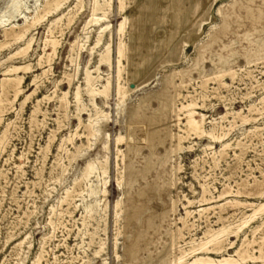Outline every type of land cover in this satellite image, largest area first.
I'll use <instances>...</instances> for the list:
<instances>
[{"label": "rangeland", "instance_id": "1", "mask_svg": "<svg viewBox=\"0 0 264 264\" xmlns=\"http://www.w3.org/2000/svg\"><path fill=\"white\" fill-rule=\"evenodd\" d=\"M76 1L62 0L57 10L40 23L32 24L22 41L7 36L3 26L20 25L24 15L32 17L36 11V14H44L39 8H43L45 0H22L20 8L16 7L13 12L15 16L0 25V44L6 43L0 48V98L6 69L12 65H31L29 70L19 73L24 75L23 92L14 100V83L9 84L5 91L6 101L0 104V264H33L42 249L44 258L39 264H157L165 254L169 255L170 261L163 264H208L205 260L200 261L201 256H212L215 264H223L221 259L231 255L237 259L231 264H263L256 257L260 248H264V238L249 247L253 253L251 257H239L235 251L249 227L236 234L232 225L241 223L244 215L253 214L264 205V194H256L255 190H259L264 182V110L251 116L248 113V107L258 104L264 95V0H125L124 10H120L118 0H108L110 6L105 19L100 25L91 24L89 28L85 24L91 16L93 0H82L75 7ZM10 2L0 0V18L8 14ZM69 12L75 18L67 26ZM60 15L65 17L58 26L64 29L61 32L58 27L54 32L59 42L55 55L49 64L39 65L44 42L51 37L48 26ZM125 17L128 23L124 40L129 49L128 58L122 60L125 72L121 81L129 88L130 84L125 81L148 80L128 91L124 101L119 103L122 98L115 89L119 42L116 27ZM141 20L143 35L140 37L143 39H135L132 43L129 33L136 38ZM106 24L109 27L104 32L103 43L97 46V34ZM245 33H252L249 39L244 38ZM30 37L33 40L27 53L11 57ZM110 39L113 48L111 67L101 61L103 44ZM233 39H240L239 43H233ZM75 40L78 42L72 50ZM229 54L237 57L232 63L236 77L233 79L227 74L214 77V80L209 78L214 76L210 57L217 59ZM69 56L75 58L74 62ZM246 57L250 58V63ZM198 64L204 65L206 75L198 76L196 68L202 66ZM49 65L51 68L44 72ZM87 66L97 77L94 81L96 89H103L106 80L111 79L108 97L102 94L95 97L99 108L108 115L95 120L93 136L85 128L89 113H96L85 82ZM96 67H99L98 71ZM181 70L187 72L179 74ZM166 77L168 84L164 82ZM78 86L83 101L80 106L85 107L80 113L74 93ZM34 90L36 92L32 94ZM63 92H68L65 100ZM163 93L175 99V111H165L159 118L152 110L160 103L158 94ZM147 94L144 113L139 111L132 116V112L140 107V98ZM191 101L195 104L192 108L194 116L197 119L206 117L203 118L207 129L219 122V134L215 138L193 135L185 140L186 147L169 153L171 140L168 133L171 130L182 132L180 127H184L189 111L187 105ZM227 111H241L250 117L243 123L236 118V126L228 134L233 115L221 118ZM78 115L82 116L84 124L80 123ZM158 123L168 124L169 129ZM6 129L8 132L4 134ZM120 134L124 138L118 143L116 137ZM231 140L232 148H224L227 154L219 155L218 149ZM128 145L133 146L129 152ZM149 155L155 162L150 166L145 161ZM89 161H94L97 169L102 165L107 167L105 177L93 181L92 187L99 188L98 195L83 198L76 197L75 192L74 199L61 202L67 189L74 186L78 192L85 187L84 182L79 184L81 186L74 182L81 178ZM179 165L182 166L177 174L179 178L174 180L172 173ZM121 176L124 183L137 180L129 196L123 193L127 185L118 184ZM202 189L207 191L205 197L212 200L200 202L204 195ZM225 190H231V193L223 194ZM188 198L193 201L191 204ZM118 199H121L120 208L115 205ZM235 199L241 204H250L238 206ZM95 200L100 204L89 216L84 207ZM184 204L192 214H186ZM234 204L236 206L232 207ZM204 207L208 210H203ZM249 223L254 227L260 219L256 217ZM228 228L232 231L222 232ZM208 229L214 231L216 237L224 238L221 246L206 247L200 243L206 241ZM167 230H172L173 235L169 236ZM176 231L179 233L177 241ZM260 236L264 237V229L256 233L258 240ZM194 238L199 242L196 247L191 244ZM181 249L191 255L178 261Z\"/></svg>", "mask_w": 264, "mask_h": 264}, {"label": "bare ground", "instance_id": "2", "mask_svg": "<svg viewBox=\"0 0 264 264\" xmlns=\"http://www.w3.org/2000/svg\"><path fill=\"white\" fill-rule=\"evenodd\" d=\"M78 1V2H77ZM76 2V5H75V7L76 6H78V5H80L81 4V2H82V0H77ZM85 1V0H84ZM112 1V0H111ZM125 0H118V2H119V8H120V10H124V6H125V2H124ZM178 1V0H177ZM22 2V0H11V7L7 10V12H8V14L6 15H2V17L0 18V25H2L5 21H8L10 18H13L15 15L13 14V12H15L16 11V7H17V9H19L20 7H19V4ZM212 2H215L214 0H212ZM211 2V3H212ZM63 3H65V1L63 2ZM62 5V0H45V3H44V5H43V8H39V10L41 9H43V11H44V14H36L37 13V11H36V13H34L35 15L34 16H32V17H29V16H27V15H24L22 18H23V22H22V24H20V25H17V24H11L10 26H3V30L5 31V33H6V35L8 36V35H12L14 38H15V40L16 41H22V40H24L25 39V37H27V34H28V32H29V30L31 29V26H33L32 24H36V23H40V21L45 17V16H47V15H49V14H51V12L52 11H54V10H57L60 6ZM109 6H110V3H109V1L108 0H93V8H92V13H91V16H90V18L87 20V22H86V24H85V27L86 28H89V26L91 25V24H94V25H100V23H101V21H103L104 19H105V16H106V13H107V11H108V9H109ZM211 6H213V5H211ZM208 8H210V5H209V7ZM38 9V8H37ZM10 10H12V11H10ZM40 12V11H39ZM205 12V11H204ZM219 13V12H218ZM77 15V14H76ZM203 15V14H202ZM64 15H60V16H58L56 19H55V21L54 22H52L49 26H48V31H49V33L51 34V37H49V38H47L46 39V41L44 42L45 44H44V48H43V54H41L40 56H39V65H43V63H50L51 62V60H52V58H53V56L55 55V52H56V50H57V47H58V44H59V42H58V40H57V37H56V35L54 34V32L55 31H57L56 30V28H60V31L61 32H63V29H64V27L62 28V26L60 25V26H58V23L59 22H61L60 20L62 19V17H63ZM65 17V16H64ZM74 18H75V16L74 15H71V13L69 12L68 13V17H67V22H66V25L67 26H69V25H71V23L73 22V20H74ZM11 21V20H10ZM43 21V20H42ZM141 22H142V20H141ZM9 23V22H8ZM127 17H125L123 20H121L118 24H117V27H116V31H117V34H118V37H119V42H118V46H117V49H116V60H115V66H116V72H117V84H116V92H117V95L120 97V98H122V99H119V103H122L124 100V98H125V96H126V94H127V92L128 91H130V90H133V88L135 87V86H138V85H140L141 83H144L145 81H147L148 80V78H146V79H144V80H142V81H140V82H137V81H132V80H129V81H125L126 83L128 82L129 84H130V87L129 88H127L128 87V84H127V87H125V84L121 81V77H122V74H123V71H124V69H125V66L123 65V58L124 57H126V58H128L127 56H128V46H127V44H126V42H125V40H124V35H125V29H126V27H127ZM195 23V22H194ZM6 25V24H5ZM109 27V24H106V25H104V26H101L100 27V30H99V34H97L98 35V37H97V41H96V45L98 46V45H101L103 42H102V38H103V35H104V32H105V30L107 29ZM191 27H193V25L191 26ZM15 28H18L19 30L17 31V30H15ZM85 29V28H84ZM193 30V29H192ZM260 30V29H259ZM263 31H264V28L262 29ZM85 32V31H84ZM127 32V31H126ZM57 33V32H56ZM252 34V33H251ZM250 33H245L244 34V38L245 39H249V36L251 35ZM5 36V35H4ZM129 40L133 43L134 42V40H135V38H134V36H133V34L132 33H129ZM88 37V36H87ZM263 37V36H262ZM79 38V37H78ZM261 38V37H260ZM181 39V38H180ZM179 39V40H180ZM32 40H33V38L32 37H30L27 41H26V43H25V46H22L21 47V49H19L17 52H15V53H13V54H11V57H13L14 55H17V54H19V53H24V54H26L27 53V51L29 50V48H30V45L32 44ZM178 40V41H179ZM239 40L240 39H233V43H239ZM261 40V39H260ZM111 39L109 40V41H107L106 43H104L103 44V51L101 52V61H105L108 65H109V67H111L112 66V63H113V60H112V54H113V48H112V45H111ZM183 41V40H182ZM232 41V40H231ZM78 42V40H75L74 42H73V44H72V50L74 49V46L76 45V43ZM132 43H130V44H132ZM82 44V43H81ZM95 44V43H94ZM95 45V46H96ZM226 45H228V44H226ZM234 45V44H233ZM4 46H6V43H3V44H0V48H2V47H4ZM230 46V45H229ZM260 46V45H259ZM264 46V45H263ZM262 46V47H263ZM176 47V46H175ZM178 47V46H177ZM139 48V46H137V48H136V51H137V49ZM172 48V47H171ZM224 48V47H223ZM225 48H227V47H225ZM252 48V47H251ZM71 49V48H70ZM209 49V48H208ZM258 49V48H257ZM259 50V49H258ZM263 50V49H262ZM251 51H252V49H251ZM229 52H231V51H229ZM235 52V51H234ZM71 53V52H70ZM252 53V52H251ZM172 54V53H171ZM72 55V54H71ZM215 55V54H214ZM219 55V54H218ZM220 55H222V54H220ZM250 55V54H249ZM100 56V55H99ZM245 56V55H244ZM253 56V55H252ZM165 57V56H164ZM69 58H70V60H71V62H74V60H75V58L73 57V56H69ZM236 56H234V55H230L229 54V56H225V55H223V56H221V57H218L217 59H216V57H214V56H211L210 57V60H211V62H212V65H213V69H212V71H213V73H214V76H212V77H209V78H213V80H214V77H223L224 75H229V77H231V78H235L236 77V75H237V72L235 71V70H233L232 69V63L234 62L233 60H236ZM247 58V60L249 61V63L251 62V60H250V58L249 57H246ZM252 58V57H251ZM125 59V58H124ZM9 60V59H8ZM259 60V59H258ZM99 61V60H98ZM104 63V62H103ZM263 64V63H262ZM127 65V64H126ZM198 65H200V64H198ZM202 65V64H201ZM200 65V66H201ZM31 68V65L30 64H24V65H12L11 67H9V68H7L6 69V74H5V77L3 78V80H2V94H1V98H0V104H3V102H4V100H5V91L7 90V87L9 86V84H12V83H14V87H15V90H14V92H15V98H14V100H16L17 98H18V96H19V94L20 93H22L23 92V88H22V82H23V79H24V75H22V74H19L20 73V71L21 70H24V72L25 71H27V70H29ZM51 68V66L49 65L48 66V69H44L43 71L44 72H46V71H48L49 69ZM195 68V67H194ZM197 69V71H198V76L199 77H202V76H204V75H206V73H204L205 71H204V65H202L201 67H197L196 68ZM86 75H87V78H86V81L85 82H87V85H88V92H89V95H91L92 96V100L90 101L91 103H92V106L94 107V109H95V111H96V113L95 114H93V113H89V118H88V120H87V123H85V128H87L88 129V132H89V135H92L95 131H96V129H95V123H96V119L97 118H99V116H101V115H104V116H106L107 117V115H108V113L107 112H104L103 110H101L100 108H99V106L97 105V103H96V101H95V97H96V95L97 94H102L104 97H108V94H109V91H110V88H111V79L110 78H108L106 81V84L104 85V87H103V89H100V88H98V89H96V87H94L95 85H94V81H95V79L97 80V77H96V75L94 76L93 75V73L92 72H94L93 70H91L88 66L86 67ZM95 70H99V67H96L95 68ZM136 70V69H135ZM135 70L133 71V72H135ZM125 72V71H124ZM187 71H183V70H181V71H179V74H185ZM248 72V71H247ZM246 72V73H247ZM149 73H150V71H149ZM13 74H16V75H13ZM178 74V75H179ZM167 75H169V74H167ZM244 75V74H243ZM250 75V74H249ZM68 76V75H67ZM99 76V75H98ZM183 76V75H182ZM69 77V76H68ZM72 77V76H71ZM149 77V76H148ZM172 77V76H171ZM251 77H253V75L251 76ZM242 78V77H241ZM240 78V79H241ZM246 78H247V76H246ZM72 79V78H71ZM71 79H69V80H71ZM99 79V78H98ZM255 79V78H254ZM207 80H208V78H207ZM220 80H222V79H220ZM256 80V79H255ZM217 81H218V79H217ZM164 82L165 83H167L168 84V77H166L165 79H164ZM170 82H172V80H170ZM182 82V81H181ZM202 82H204V81H202ZM219 82H221V81H219ZM132 84V85H131ZM174 84V83H173ZM262 84V83H261ZM78 85V84H77ZM178 85V84H177ZM180 85H181V83H180ZM183 86V85H182ZM261 86H263V85H261ZM10 87V86H9ZM86 87V86H85ZM187 87V86H186ZM182 90V89H181ZM169 91V90H168ZM36 91L34 90L33 92H32V94L33 93H35ZM175 92V91H174ZM64 93V97H63V100H65L66 98H67V94H68V92H63ZM75 93V99H76V101H77V103L79 104V113L81 112V111H83L84 109H85V107L84 106H80L82 103H83V101H82V93H81V87L80 86H78L77 87V90H76V92H74ZM87 93V92H86ZM203 93V92H202ZM11 94V93H10ZM88 94V93H87ZM170 94V93H169ZM168 95V94H167ZM171 95V94H170ZM209 95V94H208ZM27 96V95H26ZM147 96H148V94L147 95H145V96H142L141 98H140V109L138 108L136 111H133L132 112V116H135L136 115V113H139V111H141V112H143L144 113V105H145V103H146V98H147ZM154 96V95H153ZM176 96V95H175ZM174 96V97H175ZM158 99H159V101H160V103H159V105L156 107V108H154L153 110H152V112L154 113V114H157L158 115V117L160 118L163 114V112H165V111H169V112H174L175 111V99L173 98V97H170V96H164V93H163V95H161V94H158ZM188 97V96H187ZM192 97V96H191ZM10 99V98H9ZM259 100H260V102H258V104H251L249 107H248V110H249V115L251 116V115H253V114H256V113H258V112H260V111H262L263 112V110H264V95L261 97V99L259 98ZM6 101V100H5ZM13 103V102H12ZM25 103V102H24ZM42 103V102H41ZM62 104H64V103H62ZM136 105V104H135ZM184 105V104H183ZM195 104L191 101V103L190 104H188L187 105V108L189 109V111L187 112V115H186V121L184 122V127H180V129H181V131L182 132H173L172 130L168 133V136H169V138H170V140H171V145H170V149L168 150V152L169 153H173L175 150H182L184 147H186L185 146V144H184V142H185V140L186 139H188V138H190L191 136H193V135H195V136H197V137H202V136H209V137H211V138H215L216 136H218V134H219V127H218V124H219V122H215V123H213V127L211 128V129H207L206 128V126H205V121H204V118H206V117H204V116H202V118H199V119H197L194 115H195V113H194V110L192 109L193 108V106H194ZM258 105V106H257ZM24 106V105H23ZM40 106V105H39ZM197 106V105H196ZM200 106V105H199ZM36 107V106H35ZM66 107V106H65ZM77 107V106H76ZM198 107V106H197ZM134 108V107H133ZM148 108V107H147ZM195 108V107H194ZM40 109V108H39ZM176 109H178V107L176 108ZM37 110V109H36ZM41 110V109H40ZM133 110V109H132ZM187 110V109H186ZM196 110V109H195ZM67 111V110H66ZM38 112V111H37ZM58 112V111H57ZM77 112V111H76ZM181 112V111H180ZM45 113V112H44ZM66 113V112H65ZM65 113H63V114H65ZM78 113V112H77ZM76 113V114H77ZM261 113V112H260ZM264 113V112H263ZM38 114V113H37ZM41 114V113H40ZM62 114V115H63ZM196 114H198V113H196ZM202 114V113H201ZM229 114H232L233 115V121L231 122V130L228 132V134H230L231 133V131H232V128L234 127V125H235V119L236 118H240V121L243 123L244 121H246V120H248L249 119V115L248 114H242L241 113V111H237V112H229V111H227L225 114H223L222 115V117L221 118H223V119H225V118H227L228 117V115ZM259 114V113H258ZM36 115V114H35ZM61 115V116H62ZM67 115V114H66ZM145 115V114H144ZM151 115V114H150ZM203 115V114H202ZM79 116V120H80V123L82 124L83 123V119H82V116L81 115H78ZM77 116V117H78ZM141 116V115H140ZM178 116V115H177ZM180 116V115H179ZM1 117V116H0ZM204 117V118H203ZM59 118V117H58ZM162 118V117H161ZM181 118V117H180ZM155 119V118H154ZM177 119V118H176ZM179 119V118H178ZM156 120V119H155ZM237 121V120H236ZM253 121V120H252ZM32 122V121H31ZM157 122V121H156ZM250 122V121H249ZM179 123V122H178ZM10 123H8L7 124V126L9 125ZM84 124V123H83ZM212 124V123H211ZM162 126V128H164V127H168V124H164V123H162V124H160V123H158V126ZM222 125V124H221ZM157 126V127H158ZM178 126V125H177ZM236 126V125H235ZM61 127V126H60ZM157 127H155L154 129L155 130H157ZM221 127H223V125L221 126ZM258 127V126H257ZM34 128V127H33ZM259 128V127H258ZM161 129V128H160ZM168 129H169V127H168ZM224 129V128H223ZM129 130V129H128ZM251 130V129H250ZM6 131H7V129L4 131V134L6 133ZM166 131V130H165ZM249 131V130H248ZM8 132V131H7ZM96 133V132H95ZM154 133V132H153ZM221 134H222V132H221ZM128 135V134H127ZM166 135H167V133H166ZM256 135V134H255ZM71 136V135H70ZM93 136V135H92ZM221 136V135H220ZM223 136H225V135H223ZM123 136L120 134V135H117V137H116V139H117V142L119 143V142H121L122 140H123ZM153 138V137H152ZM210 138V139H211ZM72 139V137L70 138V140ZM88 139V138H87ZM168 139V138H167ZM174 140V141H173ZM217 140V139H216ZM224 140V139H223ZM165 141V140H164ZM214 141V140H213ZM228 141V140H227ZM91 142V141H90ZM124 142V141H123ZM174 142V143H173ZM192 142V141H191ZM215 142V141H214ZM232 140L229 142V144L227 143L221 150H219L218 149V154L219 155H225V154H227V149L226 148H228L229 149V147H231L232 148ZM238 143H239V141H237V145H238ZM89 145V144H88ZM242 145H243V143H242ZM241 145V146H242ZM60 146V145H59ZM80 146H81V144H80ZM133 147V146H132ZM131 145H128V152L131 150ZM153 147V146H152ZM189 147H192V146H189ZM238 147V146H237ZM240 147V146H239ZM243 147V146H242ZM242 147H241V149H242ZM244 147H245V145H244ZM82 148V147H81ZM154 148V147H153ZM226 150H225V149ZM118 149V148H117ZM120 149V148H119ZM77 150V149H76ZM78 150H80V149H78ZM133 150H134V148H133ZM138 150H140V149H138ZM244 149H242V151H243ZM70 151V150H69ZM120 151H121V149H120ZM152 151V150H151ZM154 151V150H153ZM151 153V152H150ZM76 154H78V153H76ZM118 154H119V151H118ZM121 154H122V152H121ZM68 155V154H67ZM215 155V154H214ZM74 156V155H73ZM170 157H171V155H169ZM128 158H129V156H127ZM156 157V156H155ZM168 157V156H167ZM217 157V156H216ZM160 158V157H159ZM123 159V158H122ZM224 159V158H223ZM129 160V159H128ZM98 161V160H97ZM100 161V160H99ZM145 161H146V163L148 164V166H150L152 163H155L154 161H153V159H152V156L151 155H149V156H146L145 157ZM167 161V160H166ZM165 161V162H166ZM101 162V161H100ZM105 162V161H104ZM133 162V161H132ZM163 163V162H162ZM131 164V163H130ZM134 164V163H133ZM96 163L94 162V161H89V162H87L86 163V166H85V169H84V171H83V173H82V175H81V178L79 179V180H76L75 182H74V184L75 185H79L81 182H84V185H85V187L84 188H81V190L80 191H76L75 190V188H74V186H73V188L72 189H67L66 190V192H65V195H64V197H63V199L61 200V202H64V201H68L69 199H74V195H73V193L75 194V192H76V194H75V196L77 197V196H82L83 198H85V195H87V196H89V198H91V197H95V196H97L98 195V193H99V188H93L92 187V185H93V181H94V178H96V179H102L103 177H105V175H106V173H107V167L105 166V165H102L101 166V169H97L96 168ZM129 165V164H128ZM173 165V164H172ZM134 166V165H133ZM127 164H126V167H125V171H126V169H127ZM133 168V167H132ZM182 168V166L181 165H179L178 167H174V170H173V173H172V177H173V179L174 180H177L179 177H177V174H178V171H180V169ZM130 169V168H129ZM135 171V170H134ZM172 171V170H171ZM262 171V170H261ZM2 172V171H1ZM124 172V171H123ZM127 172V171H126ZM132 172V171H131ZM130 172V173H131ZM231 172V171H230ZM263 172V171H262ZM119 173H120V175H122V172L121 171H119ZM2 174V173H1ZM103 176H102V175ZM138 174V173H137ZM142 174H144V172L142 171ZM139 175V174H138ZM262 175H264V174H262ZM135 176V175H134ZM230 176V175H229ZM256 177V176H255ZM263 177V176H262ZM138 178V177H137ZM252 178V177H251ZM136 179V178H135ZM264 179V178H263ZM130 180V179H129ZM244 180H246V179H244ZM262 180V179H261ZM249 181V180H248ZM253 181H255V180H253ZM260 181V180H259ZM104 182H106L105 180H104ZM175 182V181H174ZM177 182V181H176ZM208 182V181H207ZM256 182H258V178H257V181ZM262 182H263V180H262ZM137 183V180H131V182H127V181H125V183L123 182V177L121 176V178H118V184H119V186H122L123 184H126L127 185V188L124 190V194H125V196H129V194H130V192H131V189H132V187L135 185ZM203 183V182H202ZM246 183V182H245ZM261 183V182H260ZM259 183V184H260ZM239 184V183H238ZM241 184L243 185L244 183H242L241 182ZM126 185L124 186V187H126ZM206 185V184H205ZM252 185V184H251ZM79 186H81V185H79ZM230 186V185H229ZM244 186V185H243ZM248 186H249V184H248ZM256 186H257V184H256ZM255 186V187H256ZM259 186V185H258ZM254 187V186H253ZM254 187V188H255ZM79 188V187H78ZM254 188H253V192H254ZM257 188H259V187H257ZM208 189V188H207ZM248 189V188H247ZM203 190V189H202ZM249 190V189H248ZM252 190V189H251ZM256 190V194H264V182L263 183H261V188L258 190V189H255ZM257 190H258V192H257ZM204 192V195L201 197V200H200V202H202V201H208V200H212L211 198H207V197H205V194H206V189H204L203 190ZM212 192V191H211ZM232 192H234L233 190H232ZM223 194L224 193H231V190H225V191H223L222 192ZM236 193H237V191H236ZM235 194V193H234ZM234 194H233V196H234ZM244 194H245V192H244ZM253 194H255V192L253 193ZM255 194V195H256ZM201 196V195H200ZM226 196V195H225ZM260 196V195H259ZM230 197V196H229ZM226 198V197H225ZM234 199V198H233ZM195 200V199H194ZM216 200V199H215ZM224 200V199H223ZM236 200V203H237V205L239 204V205H243V206H245V204H241L240 202V200H237V199H235ZM187 201H188V203L189 204H191L193 201L191 200V199H187ZM199 201V200H198ZM195 202V201H194ZM210 202V201H209ZM227 202H229V201H227ZM232 202V201H231ZM244 202V201H243ZM68 203V202H67ZM203 203V202H202ZM207 203V202H206ZM226 203V202H225ZM230 203V202H229ZM233 203V202H232ZM100 204V201H98V200H95V202H90L88 205H86V207H84L85 209H86V212H87V214L89 215V216H91V214H92V212L93 211H95V206H97V205H99ZM187 204V203H186ZM247 204H250L249 202L247 203ZM247 204H246V206H247ZM259 204H261V203H259ZM115 205H116V208H120V205H121V199H118L117 201H116V203H115ZM221 205V204H220ZM219 205V206H220ZM223 205V204H222ZM238 205V206H239ZM254 205V204H253ZM257 205V204H256ZM71 206H72V204H71ZM76 206H77V204H76ZM232 206V205H231ZM236 206V204H234L232 207H235ZM242 206V207H243ZM249 206V205H248ZM99 207V206H98ZM184 207H185V211H186V214L188 215L189 213H190V210L187 208V205H185L184 204ZM217 207V206H216ZM220 207H222V206H220ZM257 207V206H256ZM77 208H78V206H77ZM210 208H212V207H210ZM223 208H227V207H223ZM229 208V207H228ZM239 208V207H238ZM62 209V208H61ZM201 209V208H200ZM203 210H208V207L206 208V207H204V208H202ZM236 209V208H235ZM202 210V211H203ZM223 210V209H222ZM70 211V210H69ZM173 211V210H172ZM165 212V211H164ZM168 212V211H167ZM225 213V212H224ZM263 213H264V205H261V206H259L258 207V209L255 211V213H253V214H246V215H244V219H243V221L241 222V223H237V224H235L234 225V227H233V225H232V228H234V229H232L233 230V232L234 233H236V234H239L242 230H243V228H245V227H249L248 229H249V232H247V234L245 235V237H244V239H243V241H242V243H241V245H240V247L235 251V252H237V256H239V257H245V256H247V257H251L250 255L251 254H253V253H251L250 251H249V247L250 246H252V245H254V244H258L260 241H261V239H263L264 237L262 236H260V239L258 240L257 239V237H256V233L259 231V230H262V229H264V218L262 219V217H263ZM27 214V213H26ZM66 214V213H65ZM98 214V213H97ZM117 214V213H116ZM167 214V213H166ZM190 214H192V212L190 213ZM232 214V213H231ZM230 215V214H229ZM82 216V215H81ZM189 216H191V215H189ZM203 216V215H202ZM51 217V216H50ZM256 217H258L259 219H260V223L259 224H257V225H255L254 227H250V223H249V221H252L253 219H255ZM86 218V217H85ZM166 218V217H165ZM73 219V218H72ZM101 219H103V218H101ZM180 220H184V218H182V217H180ZM94 221V220H93ZM186 221V220H185ZM226 221V220H225ZM224 221V222H225ZM192 222V221H191ZM184 223H186V222H184ZM90 224V223H89ZM188 224H190V223H188ZM197 224V223H196ZM91 225V224H90ZM209 225V224H208ZM228 225V224H227ZM206 226V225H205ZM96 227V226H95ZM99 227V226H98ZM88 228V227H87ZM168 228V227H167ZM223 228H225V227H223ZM89 229V228H88ZM88 229H86V231L88 230ZM96 229V228H95ZM185 229V228H184ZM190 229V228H189ZM182 230V229H181ZM215 230V229H214ZM221 230V229H220ZM230 230H231V228L229 229H223L222 230V232H230ZM231 230V231H232ZM244 231V230H243ZM232 232V234H234ZM245 232V231H244ZM180 233H181V231H180ZM219 233V232H218ZM217 233V234H218ZM167 234L169 235V236H172L173 235V231L172 230H167ZM243 234V233H242ZM245 234V233H244ZM92 235H93V233H92ZM142 235V234H141ZM221 235H223V234H221ZM231 235V234H230ZM175 238H176V241H177V239L179 238V233L176 231L175 232ZM206 236H207V239H206V241H204V242H200V243H204V246H206V247H209V246H211V245H215V246H217V245H220L221 243H222V241H224L223 239L224 238H221V237H216L215 235H214V231H212V230H210V229H208V232H206ZM220 236V235H219ZM227 236V235H226ZM83 237H84V235H83ZM90 237V236H89ZM196 237V236H195ZM204 237V236H203ZM139 238V237H138ZM185 238V237H184ZM183 238V239H184ZM198 238V237H197ZM137 239V238H136ZM202 239V238H201ZM237 239V238H236ZM91 240V239H90ZM89 240V241H90ZM139 240V239H138ZM180 240H181V238H180ZM225 240H226V238H225ZM235 240V239H234ZM172 241H173V238H172ZM20 242V241H19ZM189 242V241H188ZM236 242V241H235ZM238 242V241H237ZM90 243V242H89ZM88 243V244H89ZM174 243V242H173ZM226 243V242H225ZM264 243V242H263ZM20 243H18V245H19ZM22 244V243H21ZM42 244H44V243H42ZM41 244V245H42ZM191 244L192 245H195V247H196V245L197 244H199V242L198 241H196V239L194 238L192 241H191ZM232 244H234V242H232ZM231 244V245H232ZM237 244H239V243H237ZM223 245V244H222ZM263 245V244H262ZM261 245V246H262ZM101 246V245H100ZM198 246V245H197ZM204 246H202V248L204 247ZM221 246V245H220ZM194 247V246H193ZM194 247V248H195ZM205 247V248H206ZM218 247V246H217ZM224 247V246H223ZM260 247V246H259ZM14 248H16V247H14ZM19 248V247H18ZM100 248V247H99ZM173 248V247H172ZM182 248V247H181ZM184 248V247H183ZM191 248V247H190ZM189 248V249H190ZM199 248V247H198ZM201 248V249H202ZM214 248V247H213ZM225 248V247H224ZM253 248H254V246H253ZM41 249V248H40ZM132 249V248H131ZM180 249V248H179ZM209 249V248H208ZM252 249V248H251ZM173 250V249H172ZM199 250H200V248H199ZM218 250V249H217ZM216 250V251H217ZM99 251V250H98ZM137 251V250H136ZM174 251V250H173ZM173 251H172V253H173ZM195 251H197V249H195ZM202 251H204V250H202ZM207 251V250H206ZM209 251V250H208ZM258 251H259V249H258ZM224 253V252H223ZM19 254V253H18ZM135 254V253H134ZM189 254L190 253H188V251L187 250H184V249H181V255H179L180 256V258H179V260H178V258H176L178 261H183L187 256H189ZM191 255V254H190ZM196 255H198V254H196ZM228 255H230V254H228ZM259 256L258 257H256L257 259H258V261H260L261 263H263L264 264V248H263V246L260 248V253L258 254ZM178 256V257H179ZM198 257V256H197ZM196 257V258H197ZM212 257V256H211ZM211 257H200V261L201 260H205V261H207L208 262V264H215V262H213V258H211ZM246 257V258H247ZM44 258V250L42 249L37 255H36V258H35V260H34V262H33V264H39V263H41V260ZM174 258V257H173ZM255 258V260H257ZM242 259V258H241ZM245 259V258H244ZM251 259V258H250ZM89 260V259H88ZM188 260H190V258L188 259ZM199 260V259H198ZM224 263H226V264H229V262H230V264H231V262L233 263L235 260H237L234 256H229V257H226V258H223V259H221ZM239 260V259H238ZM48 261V260H47ZM170 261V258H169V255L168 254H165V255H163L161 258H159V260L157 261V264H163V263H166V262H169ZM186 261V260H185ZM195 261V260H194ZM197 261V260H196ZM220 261V260H219ZM221 261V262H222ZM248 261V260H247ZM84 262V261H83ZM172 262H174V261H172ZM177 262V261H176ZM176 262H174V263H176ZM190 262V261H189ZM183 263V262H182ZM202 263V262H201ZM223 263V264H224ZM241 263V262H240ZM243 263H245V262H243ZM169 264H171V263H169ZM179 264V263H178ZM196 264H200V263H197L196 262ZM203 264H205V263H203ZM239 264V263H238ZM242 264V263H241Z\"/></svg>", "mask_w": 264, "mask_h": 264}, {"label": "crops", "instance_id": "3", "mask_svg": "<svg viewBox=\"0 0 264 264\" xmlns=\"http://www.w3.org/2000/svg\"><path fill=\"white\" fill-rule=\"evenodd\" d=\"M138 17V16H137ZM140 17V16H139ZM141 19V18H140ZM141 25H142V22L140 21V23H139V28H140V31H138L137 32V34H136V38L135 39H137L136 41H140L141 40V37H140V35H143V30H142V28H141ZM142 39H143V37H142Z\"/></svg>", "mask_w": 264, "mask_h": 264}]
</instances>
